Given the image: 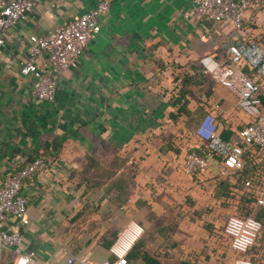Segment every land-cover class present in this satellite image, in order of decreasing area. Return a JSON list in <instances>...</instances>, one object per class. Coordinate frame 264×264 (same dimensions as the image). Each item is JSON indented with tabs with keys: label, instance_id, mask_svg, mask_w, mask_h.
Here are the masks:
<instances>
[{
	"label": "crops",
	"instance_id": "crops-1",
	"mask_svg": "<svg viewBox=\"0 0 264 264\" xmlns=\"http://www.w3.org/2000/svg\"><path fill=\"white\" fill-rule=\"evenodd\" d=\"M249 1L235 31L226 22L191 18L193 0H110L77 66L56 77L51 103L36 102L31 78L19 73L27 37L81 15L91 0H37L3 33L0 183L37 156L46 162L21 188L27 222L7 221L19 231L23 252L49 264H64L69 255L112 259L109 246L132 221L142 233L127 264H232L236 255L217 221L233 212L234 201L214 197L213 166L188 175L178 162L202 150L194 131L206 113L225 140L248 120L198 59L222 61L226 39L264 48V0ZM7 2L0 0V9ZM254 161L263 165L258 155ZM14 257L0 250V264Z\"/></svg>",
	"mask_w": 264,
	"mask_h": 264
},
{
	"label": "built area",
	"instance_id": "built-area-1",
	"mask_svg": "<svg viewBox=\"0 0 264 264\" xmlns=\"http://www.w3.org/2000/svg\"><path fill=\"white\" fill-rule=\"evenodd\" d=\"M36 1L8 0L0 9V48L4 46L3 33L31 12ZM91 2V7L81 15L50 31L27 37V49L19 64V73L31 78L30 93L36 102L53 101L56 77L77 66L82 50L98 34L99 17L107 13L110 0ZM249 6V0H193L189 16L194 20L226 22L233 30L239 31ZM223 49L222 61L203 55L198 63L213 82L236 96L237 106L248 120L234 131L231 140H225L217 133L214 116L206 113L194 131L204 144V153L187 152L178 166L188 175H199L213 166L216 177L234 182V175L243 168L245 152L264 154V104L260 83L264 79V48L254 41L226 39ZM243 66L251 70L252 75L244 73ZM45 170V160L37 156L14 172L5 174L0 183V250L12 251L15 256L13 264H49L40 262L32 252H23L19 231L14 226H7L10 218L21 224L27 222L22 185L26 178ZM256 173V176L243 179L241 191L250 195L253 208H264V174ZM261 228L260 221L252 214L242 216L232 212L224 218L221 232L229 249L236 255L232 264H254L248 251L256 246ZM141 233L142 228L131 221L109 246L112 259L94 262L85 256L69 255L64 264H127V252ZM263 254L264 247L258 249L257 256L262 258Z\"/></svg>",
	"mask_w": 264,
	"mask_h": 264
},
{
	"label": "trees",
	"instance_id": "trees-1",
	"mask_svg": "<svg viewBox=\"0 0 264 264\" xmlns=\"http://www.w3.org/2000/svg\"><path fill=\"white\" fill-rule=\"evenodd\" d=\"M264 81V79L262 80ZM262 81L261 86H262ZM264 88V86H262ZM205 147L203 146L200 152H196L197 154H203ZM195 152V151H194ZM263 159V165H258V162L254 161L256 154H251L245 152L242 160H243V168L241 171L234 175V182L230 181L229 179H220L216 177L217 184L216 189L214 190V197L219 198L220 203L229 202L230 200L234 201L233 205V212H236L238 215H248L252 214L254 218L260 221L261 223V231L257 238V244L255 247H252L248 251V255L250 259L253 260L254 264H262L258 261V249L264 247L263 246V239H264V208H253L251 205V198L250 195L244 191H241V185L244 178L250 176H256V170L264 171V154L258 155ZM264 260V254H263Z\"/></svg>",
	"mask_w": 264,
	"mask_h": 264
},
{
	"label": "rangeland",
	"instance_id": "rangeland-1",
	"mask_svg": "<svg viewBox=\"0 0 264 264\" xmlns=\"http://www.w3.org/2000/svg\"><path fill=\"white\" fill-rule=\"evenodd\" d=\"M223 217H224V216H222V215L219 216L218 221H217V229H218V227H220V226L222 225ZM212 227H213V226L210 225V227H208V230L212 231V229H213ZM215 227H216V226H215ZM259 264H260V263H259Z\"/></svg>",
	"mask_w": 264,
	"mask_h": 264
}]
</instances>
